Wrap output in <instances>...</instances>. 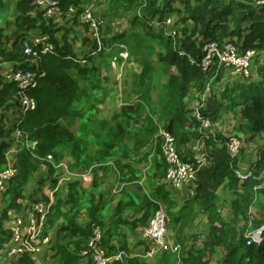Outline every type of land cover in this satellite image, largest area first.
<instances>
[{
  "label": "trees",
  "instance_id": "16d2710c",
  "mask_svg": "<svg viewBox=\"0 0 264 264\" xmlns=\"http://www.w3.org/2000/svg\"><path fill=\"white\" fill-rule=\"evenodd\" d=\"M7 1L0 0V11L7 8ZM175 1L182 5L177 15L178 23L183 25L176 34L187 53L183 56L171 41L164 42V28L149 25L157 16L164 20L174 15L171 7ZM34 2H14L17 11L14 21L8 20L0 28V62L12 63L15 68H36L24 48L25 40L34 30L48 34L55 46L53 52L38 58L39 67L46 75L28 92L36 99L37 107L17 124L29 140L38 142L35 153L43 159L35 158L30 150L19 145L15 161L18 174L3 193L6 207L0 216V250L12 235L3 220L11 212H21V199L25 198L34 176L48 166L46 176L52 188L58 185V169L46 161L51 155L56 161L69 160L73 171L85 172L92 168L93 174L89 187L83 185L81 178H76L55 192V203L45 220V232L56 230L61 235L54 242L56 264H91L83 262L80 253L88 247L97 225L103 229L101 243L108 255L128 253L112 264H151L145 257L130 255L129 235L148 225L160 208L167 212L168 228L175 233L182 250L179 254L164 253L156 264H212L220 248L224 253L222 264H264V205L258 219L250 217V208L257 196L264 197V147L259 158L251 162L253 176L242 181L235 175L237 160L228 151L226 135L216 130H201L203 118L218 122L222 108L227 107L240 113L242 120L238 128L246 139L252 141L264 133V64L258 67L260 80H250L233 88L226 86L218 96L211 92L206 104L199 107L202 119L194 115L187 102L191 92L199 100L208 83L213 79L214 84L224 74V68L219 69L217 65L202 69L200 63L206 42L214 40L222 44L228 39L240 44L243 50H255L256 55L264 52V0H108L102 4L106 5L102 25L105 44L110 45L109 40H114L105 32L110 29L111 20L133 13L134 27H140L147 35L162 37L164 51L158 61L169 74L167 82L158 88L154 82L157 69L142 53L146 46L141 32H132L129 38L125 32L115 36L122 38L141 70L133 84L137 103L123 104L110 118L103 117L101 110L108 99V78L103 63L114 52L120 54L123 48L114 47L115 50L99 60L89 52L88 63H76L73 58L80 54L75 48L77 33L72 37L71 27L54 23ZM58 2L63 12L68 13L72 7L82 11L92 0ZM12 25L17 30L7 32ZM153 28L160 32H153ZM86 29H89L87 25ZM82 41L81 48L87 42L94 49L97 46L91 38L84 37ZM18 89L17 83L0 74V172L9 166L7 154L13 141L8 112L18 108ZM161 129L174 137L181 157L186 160L188 146L193 141L205 142L208 163L197 173L195 194L182 205L176 198L177 191L165 182L169 164L163 151ZM144 162H150L146 170L137 164ZM111 174H116L123 184L118 196L112 191L107 195L106 185ZM145 178L146 185L141 183ZM41 182L44 186L45 176ZM66 185L67 192L62 195L61 188ZM220 189H228L233 194L230 218L226 220L220 211ZM42 196L47 198L45 194ZM29 198L30 201L39 199L35 195ZM196 212L209 223L202 247L194 241L189 244V238L198 240L199 237L185 231ZM242 221L244 224L240 226ZM251 228H263L260 242L248 244L247 233ZM15 262L37 264L29 254Z\"/></svg>",
  "mask_w": 264,
  "mask_h": 264
},
{
  "label": "built area",
  "instance_id": "2783aa9c",
  "mask_svg": "<svg viewBox=\"0 0 264 264\" xmlns=\"http://www.w3.org/2000/svg\"><path fill=\"white\" fill-rule=\"evenodd\" d=\"M34 3L44 10L45 16L48 18L57 19L64 18L65 16L69 19L78 18L80 23L88 25L98 44V47L92 51V54L94 55L102 51L103 41L101 26L103 21L96 15V0H92V2L80 12L77 8L72 7L68 13L63 12L58 0H35ZM173 35H176V31H173ZM177 44L175 39L174 46L176 47ZM24 48L25 54L32 57V64L35 65L36 68H15L12 63L4 62L3 68L0 69V73L7 80L17 83L19 88L16 95L18 109L14 117L13 125L15 124V126L12 137L17 144L19 143L30 150L35 158L42 160L43 158L35 153L38 142L29 140L17 124L25 117L28 111L34 110L37 107L36 99L31 97L28 92L32 88L38 86L40 79L46 75V72L39 67L38 58L41 54L53 52L55 46L50 41V36L48 34L40 33L31 35L25 40ZM203 51L204 55L200 65L204 70H209L216 65L218 68L231 66L234 68L236 67V70L242 72V74H246L247 78L251 76L250 73L252 70L250 67L256 56L255 50L248 49L243 51L232 41H226L222 44L217 41H211L204 46ZM181 54H185V52L182 51ZM125 55L128 54L126 53ZM74 60L79 64H85L87 62L85 56L75 58ZM212 82L213 79L208 83L205 93L202 95L199 107L203 106L206 97L211 93ZM196 116L201 118L199 108H197ZM203 123V127L207 128L211 125V120L205 119ZM160 135L164 140L163 151L169 164L165 181L173 189L180 190L186 188L190 194H194V184L197 179V173L207 160L206 154L202 151L203 144L197 143V145L193 147L196 151L194 156L195 161H186L181 158L174 137L164 129H161ZM227 146L231 155L237 158L242 147L241 140L233 136L229 139ZM46 161L58 169V185L54 189V193L65 182L76 178L87 180V176L92 173V168H89V170L85 172L73 171L70 168L71 162H69V160L56 161L51 155L46 157ZM17 173L18 169L13 164H9L5 170L0 172V195L8 189L10 181ZM235 173L242 180L249 179L253 174L251 169L245 171L239 167L235 168ZM122 186L123 184L118 181L113 187V192L117 193ZM54 203V195L48 199L29 201L21 212L15 214V222L11 229L12 238L5 244L8 257L18 258L24 254L35 256V252L50 243V236L45 232V220ZM167 225V214L164 209H160L150 223L143 228L141 236L151 244L150 250L147 252L149 257H154L169 251L176 252L180 250L181 245L168 237ZM102 237V227L99 225L95 226L88 247L83 249L80 253L85 261H90L92 264H112L115 260L122 258V254H118L117 256L107 254L101 243ZM248 237L249 244L253 241L260 242L262 240L260 231L253 232L249 234Z\"/></svg>",
  "mask_w": 264,
  "mask_h": 264
},
{
  "label": "rangeland",
  "instance_id": "374dc122",
  "mask_svg": "<svg viewBox=\"0 0 264 264\" xmlns=\"http://www.w3.org/2000/svg\"><path fill=\"white\" fill-rule=\"evenodd\" d=\"M17 0H8V6L5 10L0 11V28L4 27L6 22L8 20L14 21V17L17 14L15 4ZM101 3L98 1L96 2L95 9H96V14L98 17L103 19V14L105 11V5L108 0H99ZM103 2V3H102ZM182 5L178 2L175 1L172 4V10L174 11V15L171 16V28L173 30H178L181 28L183 24L178 23V11ZM170 18V17H169ZM53 19L54 23H60V24H65L68 28L71 27L72 29V37H75V33H77V36L75 37L76 40V51L79 54V57L85 56L88 52L89 49H91V43L87 42L84 43L85 46L81 48V43H83V38L88 37L91 38V32L90 30L88 31L83 24H81L78 21H69L67 22V19L65 18H51ZM132 19H134V14L133 13H127L125 16L122 17H116L111 20V26L110 29H108L106 34L108 36H113L114 40H109V43H117L118 45L120 42L123 43L122 38H116L115 36H119V34L122 35V32H125L126 35H128L127 38L132 36V32L139 31L143 35V42L145 44V48L142 49L143 55L147 56V58L151 59L153 64L156 67V72H155V77H154V82L157 85L158 88L162 87L168 80L169 74L164 71V68L161 67V61H158L161 59V54L164 51V46L162 42V37L161 38H156L154 35L149 34L147 35L140 27H134L132 24ZM74 20V19H70ZM191 22V21H190ZM150 26L151 22L149 23ZM155 28V26H152ZM153 28V32L159 33L160 31H157L156 29ZM14 30H17V26L12 25L7 32L11 31L14 33ZM104 31V30H103ZM149 31V30H148ZM39 31H34L33 34H37ZM116 38V39H115ZM214 41V40H212ZM226 41V40H224ZM164 42L169 43L170 40H168V36L164 34ZM223 42V41H222ZM104 56V55H102ZM98 58V57H97ZM109 58L107 61L103 63L104 65V74L106 76H109V83H108V99L105 102V104L101 107L102 110V116L105 118H110L116 111H118L121 106L125 103H134L136 98H137V93L135 90V86L133 85L136 82V77L138 75L137 70H140V64L137 62V60L134 59L133 55H130L128 57V60L124 63V67L122 68V61L117 60V64L113 65L109 63ZM264 64V52L256 55L254 60L251 63L250 69L251 71V76L247 78V75L242 74V72L237 71L236 67H231L227 66L224 67V74L222 76V79L216 81L213 85V91L217 96L224 91L226 86H229L231 88L240 85L244 82H248L250 80H260L261 79V74L258 70L259 66H262ZM220 69V67H219ZM187 102L189 107L193 108L195 111L198 105V99L196 96V93L191 92L190 96L187 98ZM16 111H9L8 115L10 116V121L14 122L13 118L15 117ZM241 115L238 113V111L232 112L231 109H228L227 107H223L221 111V119L218 122H214L215 124L213 125L212 129L213 130H218L220 133L227 135H233L237 134L240 135L242 138V143H243V148H242V159L243 162L245 163V166H248L249 163H251V160H255L256 157L258 156L260 150L262 147H264V133H260L254 140L249 141L246 139L245 135L239 130L240 122H241ZM10 125V124H9ZM240 131V132H239ZM11 157V155H10ZM241 160V158H240ZM135 164V163H133ZM139 164L140 167L144 168L145 170L150 166V162H144V163H137ZM45 170H41L39 173L34 176L31 186L26 192V198L29 195H35L39 199H44L42 196L44 193H50L52 190V184L49 182L48 175L45 173ZM45 176V185L42 186V178ZM116 174H111V178L108 181L106 185L107 193L108 196L111 195V187L113 185V182L115 181ZM92 177L93 174L91 173L89 176H87V180H82V183L85 187H89L92 182ZM86 179V178H85ZM91 179V180H90ZM147 179H143L141 183L146 185ZM264 183V182H263ZM262 183V184H263ZM61 191L62 195H65V192H67V185L64 186ZM36 193V194H35ZM177 196L176 198L179 200L180 204H184L186 198L190 197V195L186 191H177ZM220 195V211L223 215L224 220L227 218H230V202L233 199V194L228 190V189H220L219 191ZM47 198H50L48 195H46ZM118 196V194L116 195ZM56 197V196H55ZM54 197V198H55ZM24 198V197H23ZM24 200V199H23ZM264 205V197L262 194H259L257 196V200L255 201L254 205L250 208V217L251 218H259L260 215V209ZM6 207V204L3 200V197L0 196V216L2 214V210ZM15 212H11L9 218H6L3 220V225L6 229H12L14 222H15ZM191 225L188 226L185 231L187 232H193L198 238V240H193V238H189V244L190 242H196L198 247H202V241L203 239L207 236L208 230H209V223L207 221V218L204 217L201 213L196 212L193 214V217L191 218L190 222ZM244 224V221H242L239 225L242 226ZM254 228H251L248 230L247 234L252 233ZM260 230V229H259ZM50 236V243L46 244L44 247H41L39 251L35 252V256H31L34 258H39L36 260L37 264H56L55 259L53 255L55 254L56 250L54 249V242L56 240H59L60 234H58V231H50L49 233ZM141 235V229L139 232H137L133 238L135 239L133 242L136 243L138 242L141 244L144 242L143 240L140 239ZM169 236L175 238V233L172 232V230H169ZM145 243V242H144ZM130 246H133V243L130 242ZM4 248V245L3 247ZM42 250V251H41ZM46 250V254L41 258L39 254H42ZM6 250L2 253H0V264H17L14 259H8V256L5 255ZM223 249L220 248L219 252L217 253V256L213 258L212 264H222V258H223ZM11 258V257H10ZM14 258V257H12ZM157 259H152L151 262L152 264H156Z\"/></svg>",
  "mask_w": 264,
  "mask_h": 264
},
{
  "label": "clouds",
  "instance_id": "9594fccd",
  "mask_svg": "<svg viewBox=\"0 0 264 264\" xmlns=\"http://www.w3.org/2000/svg\"><path fill=\"white\" fill-rule=\"evenodd\" d=\"M98 0H96V2H97ZM96 5H98V4H96ZM97 12V11H96ZM140 13V12H139ZM97 15V14H96ZM171 16H173V15H170V16H168V17H166L164 20H161L160 19V17L159 16H157L153 21H151V25L152 26H155V28H158V27H162V28H164V34H165V36L167 35L168 36V39L172 42V46H173V48L174 49H178V51L180 52V55L181 56H183V55H186L187 53H186V51L181 47V45H180V42L178 41V39H177V34L174 36L173 35V31H176V30H173L172 28H171ZM170 17V18H169ZM100 18V17H99ZM69 19V18H68ZM101 19V18H100ZM70 20V19H69ZM102 21H103V19H101ZM169 20H170V22H169ZM71 21H74V20H71ZM79 21V20H78ZM80 22V21H79ZM82 24V23H81ZM103 25V24H102ZM83 26H85L86 27V24H83ZM88 26V25H87ZM89 27V26H88ZM90 30V32H91V39L92 40H95L94 39V37H93V33H92V31H91V29H90V27H89V29H88V31ZM103 29H102V26H101V33H102V41H103V38L105 37V35L103 34ZM37 34H40V32L39 33H37ZM37 34H33V35H37ZM30 36H31V33H30ZM29 36V37H30ZM174 36V37H173ZM175 39H176V41H177V46L175 47L174 46V41H175ZM96 41V40H95ZM226 41H228V39L226 40ZM226 41H223L222 43H224V42H226ZM209 42H211V41H209ZM209 42H206V44L207 43H209ZM217 42H219V41H217ZM233 42V41H232ZM96 43H97V41H96ZM220 43V42H219ZM233 43H235V42H233ZM205 44V45H206ZM204 45V46H205ZM237 46H239V48L241 49V45L240 44H236ZM120 46V48H123V50L120 52V54H116L115 52H114V54L115 55H113L112 57H110L109 58V61H110V63L112 64V65H116L117 64V60H119V61H122L123 60V62H121L122 63V65H124V63L128 60V57L130 56V51L127 49V46L125 45V44H123L122 42H120V44L118 45L117 43H110V45H107V44H105V42L103 41V49H102V51H100L99 53H97V54H92V51L94 50V48H91V49H89V52H90V55L92 56V57H94L95 59H97V57L99 58V56H102V55H107L109 52H112V50L114 49V47H116V48H118ZM204 46H203V49H204ZM98 47V44H97V46H96V48ZM95 48V49H96ZM115 48V49H116ZM114 49V50H115ZM241 50H243V49H241ZM182 51H184L185 52V54H181V52ZM243 51H246V50H243ZM88 52V53H89ZM128 54V55H125V54ZM257 54V53H256ZM203 55H204V51H203ZM85 57L87 58V62L86 63H88V61H89V58H88V56L87 55H85ZM203 57V56H202ZM78 58V57H77ZM255 58V57H254ZM75 58H73V60H74ZM190 59H192V57L190 56ZM202 60V59H201ZM254 60V59H253ZM75 61V60H74ZM76 62V61H75ZM2 65H3V63L4 62H0ZM77 63V62H76ZM85 63V64H86ZM0 64V65H1ZM79 64V63H78ZM1 68H3V66L1 67ZM222 68H224V67H222ZM203 69V68H202ZM1 74V73H0ZM212 86H213V82H212ZM212 91H213V87H212ZM211 91V92H212ZM210 95V94H209ZM208 95V96H209ZM208 96L206 97V100H207V98H208ZM201 100H202V95L199 97V100H198V105H197V108H199V103L201 102ZM206 100H205V102H204V105L206 104ZM135 103H137V102H135ZM135 103H132V104H135ZM203 105V106H204ZM197 108H196V110L194 111V115L196 116V111H197ZM18 109V108H17ZM199 112H200V109H199ZM200 115H201V113H200ZM197 117V116H196ZM198 118V117H197ZM199 119H202V117L201 118H199ZM207 119H210V118H207ZM13 120H14V118H13ZM205 120V118H203L202 119V126H201V130H204V131H206V130H209L210 132H215V130H213L212 129V127H213V125L215 124L214 122H213V120L212 119H210L211 120V125L209 126V127H207V128H204L203 127V121ZM10 124V125H9ZM8 124V128H12V132H11V135H10V138L12 139V143H13V145L14 146H16V148H17V152H18V150H19V145H21V144H17L15 141H14V139H13V137H12V134H13V130H14V125H13V121H12V123L10 122ZM216 131H218V130H216ZM219 132V131H218ZM225 135V134H224ZM233 136H236V137H238L240 140H241V136L240 135H237V134H233V135H227L226 137H227V143H228V141H229V139L231 138V137H233ZM241 142H242V140H241ZM197 143H202L203 144V147H202V151L206 154V158H207V153H206V151H205V142L204 141H202V139L201 140H195V141H193L192 143H191V145H189L188 146V148H189V158H188V160H186V159H183L182 157V159L183 160H186V161H195V158H194V156H195V153H196V151L193 149V147L195 146V145H197ZM242 148H243V143H242V147H241V150H240V154H239V156L237 157V158H234V159H236L237 160V164H236V167L235 168H237V167H239L240 169H242V170H249V169H251V163H249V165L248 166H245V163L243 162V159H242V156H241V153H242ZM229 151V150H228ZM10 152V151H9ZM9 152H8V156H7V159H8V163L9 164H13L14 166H15V162H13L12 161V158L10 157V155L11 154H9ZM17 154V153H16ZM180 154V153H179ZM231 154V153H230ZM181 156V155H180ZM259 156H260V152H259V154H258V156L256 157V159L255 160H251L252 162H255L258 158H259ZM17 157V156H16ZM240 158H241V160H240ZM16 161V160H15ZM206 163H208V158H207V160H206ZM205 163V164H206ZM204 164V165H205ZM204 165H202V166H204ZM16 167V166H15ZM47 168H48V166H47ZM18 169V168H17ZM201 169V168H200ZM234 172H235V169H234ZM18 174V173H17ZM235 175H236V173H235ZM237 176V175H236ZM238 177V176H237ZM239 178V177H238ZM165 179H166V177H165ZM242 180V179H241ZM118 181H120L119 180V178H118V180H117V182ZM242 181H244V180H242ZM116 182V183H117ZM166 182V181H165ZM166 184L171 188V189H173L167 182H166ZM114 187V186H113ZM55 189V188H54ZM122 189V188H121ZM120 189V190H121ZM119 190V191H120ZM173 190H176V191H186L190 196H192V195H194L195 194V191H194V194H190L189 193V191L186 189V188H183V189H180V190H177V189H173ZM112 191V193H114L115 195H117L118 193H119V191L117 192V194L115 193V192H113V189L111 190ZM56 192V191H55ZM146 192H148V190L146 191ZM3 194H1L0 196H2ZM54 197H55V193H54ZM42 199V198H41ZM44 199H47V198H44ZM23 209V208H22ZM160 209H163V208H160ZM159 209V210H160ZM22 211V210H21ZM165 211V210H164ZM166 212V211H165ZM157 213V212H156ZM17 214V213H16ZM166 214H167V212H166ZM167 218H168V216H167ZM152 220V219H151ZM145 226H147V225H145ZM145 226H143V227H141L140 229H141V234H142V230H143V228L145 227ZM260 229V230H259ZM259 229H257V231H260V233H262V229L263 228H259ZM11 230V229H10ZM12 233V232H11ZM167 235H168V237L169 238H171L173 241H175V242H178L177 240H176V238H173V237H170L169 236V228H168V225H167ZM248 235L249 234H247V237H248ZM140 237L142 238V236L140 235ZM11 238H12V235H11ZM248 239H249V237H248ZM11 240V239H10ZM9 240V241H10ZM141 240H143L145 243H146V246H148V247H146V251H145V254L142 256V257H145V258H147L148 260H149V258H155V259H157L158 257H161L163 254H158V255H156V256H154V257H149L148 255H147V252L150 250V247H151V244H150V242H148V241H146V240H144L143 238L141 239ZM9 241H7V242H5L4 243V247H5V244L6 243H8ZM248 242V241H247ZM179 243V242H178ZM191 243V242H190ZM180 244V243H179ZM249 244V243H248ZM181 245V244H180ZM181 250H182V245H181V248H180V250L179 251H176V252H174V251H169V252H165V253H173V254H179L180 252H181ZM119 254H122V258H123V254H125V255H128V253H126V252H124V251H122V252H120ZM115 256H117V255H115ZM18 258H20V257H18ZM33 258V257H32ZM121 258V259H122ZM83 262H85V263H91L90 261H85L84 259H83ZM92 264V263H91Z\"/></svg>",
  "mask_w": 264,
  "mask_h": 264
},
{
  "label": "crops",
  "instance_id": "0c3cea01",
  "mask_svg": "<svg viewBox=\"0 0 264 264\" xmlns=\"http://www.w3.org/2000/svg\"><path fill=\"white\" fill-rule=\"evenodd\" d=\"M106 6V5H105ZM104 6V7H105ZM34 31H36V30H34ZM34 31H32L31 32V35H33V32ZM105 56H107V55H105ZM102 56H99V58H97L96 60H99L100 58H101ZM111 64V63H110ZM113 66V65H112ZM124 67V65H122V68ZM140 70H141V67H140ZM140 70H137V73L140 71ZM107 77H109V76H107ZM108 83H109V78H108V82H107V88H108ZM109 96V95H108ZM138 101V95H137V98H136V100H135V102H137ZM134 102V103H135ZM16 153H17V148H16V146H12V148L10 149V152H9V154H11V158H12V161L13 162H15V160H16ZM44 170L48 173V168L47 167H45L44 168ZM40 172V171H39ZM38 172V173H39ZM45 172V173H46ZM117 180H118V176H116V178H115V181L113 182V185H112V187H111V190L113 189V186L116 184V182H117ZM148 182H146V184H147ZM107 193H109V191H107ZM36 194V193H35ZM45 195H48L49 197H51V196H53L54 195V188H52V190L50 191V193L48 194V193H44ZM2 197H3V195H2ZM24 199V200H23ZM23 199H21V201H22V203H23V207L22 208H24L26 205H27V203H29V201H30V198H29V196L26 198H23ZM179 201V200H178ZM182 205V204H181ZM193 217V216H192ZM140 231V229L139 230H137L135 233H133V234H130L129 235V253H130V255H132V256H143L144 254H145V251H146V243H144V242H142L141 244H139L138 242H136V243H134L133 241L135 240L134 238H133V236L137 233V232H139ZM140 239H142L141 237H140ZM130 242H132L133 243V246L131 247L130 246ZM5 251V247L4 248H2L1 250H0V253H2V252H4ZM46 252V250H44L43 252H41L42 254H39V256H41V258L46 254L45 253ZM6 255V254H5ZM7 256V255H6ZM8 259H14V261L16 260V259H18V258H10V257H8ZM34 260H35V262H36V260L37 259H39V258H33ZM152 259H155V258H149V262L152 264V262H151V260ZM157 261V260H156Z\"/></svg>",
  "mask_w": 264,
  "mask_h": 264
},
{
  "label": "bare ground",
  "instance_id": "6f19581e",
  "mask_svg": "<svg viewBox=\"0 0 264 264\" xmlns=\"http://www.w3.org/2000/svg\"><path fill=\"white\" fill-rule=\"evenodd\" d=\"M251 170H252V172H253V169H252V167H251ZM252 176H253V174H252Z\"/></svg>",
  "mask_w": 264,
  "mask_h": 264
}]
</instances>
